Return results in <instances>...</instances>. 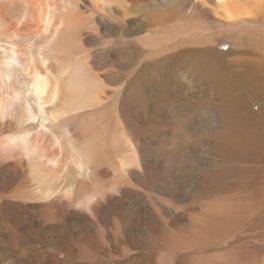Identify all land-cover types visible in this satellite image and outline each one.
<instances>
[{
  "label": "bare ground",
  "instance_id": "obj_1",
  "mask_svg": "<svg viewBox=\"0 0 264 264\" xmlns=\"http://www.w3.org/2000/svg\"><path fill=\"white\" fill-rule=\"evenodd\" d=\"M196 125L225 130V191L178 174ZM256 245L264 0H0V264H261Z\"/></svg>",
  "mask_w": 264,
  "mask_h": 264
},
{
  "label": "rangeland",
  "instance_id": "obj_2",
  "mask_svg": "<svg viewBox=\"0 0 264 264\" xmlns=\"http://www.w3.org/2000/svg\"><path fill=\"white\" fill-rule=\"evenodd\" d=\"M198 116H199L198 114H195L194 120H197ZM221 129H213L210 127L208 128V127H202V126L196 125L190 131V135H187V137L190 138L191 143H192L191 145L192 147L189 146V148L191 150L193 149L192 150L193 154L188 155L187 152L185 154L183 153L181 154L179 158V162L181 165H180V171L178 172V174L184 173V174L190 175L191 177H194V180H193L194 183L192 184V189L194 188L193 190L194 192L196 191L195 193H199V189L202 188V185H204L202 180L206 178H208L209 181L214 183L213 186L225 191V167H224L225 166V156L218 142V137L222 133H224L225 130L224 128H221ZM182 133L185 135L184 131ZM181 137H184V136H181ZM222 163L224 166L222 165ZM186 165L189 167H186ZM217 165H222V166H217ZM205 171L206 173H204ZM188 201H190V199ZM180 204L182 205L183 203H180ZM258 240H260V235L257 231H255V232L250 233L248 236H245L243 242L245 243V247H247V243H253ZM251 250L253 251L251 258L257 263L260 261L261 264H264V258H262V251H264V245L253 246ZM53 254L56 255V253H53ZM56 259L57 257L53 258V260H56Z\"/></svg>",
  "mask_w": 264,
  "mask_h": 264
}]
</instances>
